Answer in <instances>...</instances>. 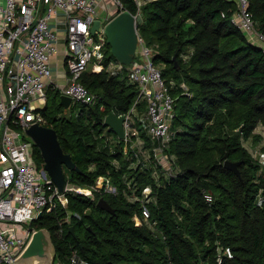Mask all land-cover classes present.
I'll list each match as a JSON object with an SVG mask.
<instances>
[{
    "label": "trees",
    "instance_id": "trees-1",
    "mask_svg": "<svg viewBox=\"0 0 264 264\" xmlns=\"http://www.w3.org/2000/svg\"><path fill=\"white\" fill-rule=\"evenodd\" d=\"M122 1L136 12L135 0ZM249 1L264 34V0ZM237 8L233 0H150L143 7L140 30L149 44H158L156 61L177 97L168 149L177 156L176 174L136 167L124 141L108 139L107 114L127 112L137 99L127 70L84 72L82 81L101 96L93 105L67 108L60 89L48 90L41 108L46 125L58 130L81 169L65 167L69 181L90 186L105 174L119 190L95 198L69 193L66 205L59 202L33 221L51 230L57 256L78 248L91 264H264V159L248 146L264 140V47L233 22ZM108 47L105 64L115 58ZM35 154L42 164L36 144ZM227 159L241 160L240 174ZM146 186L152 187L154 198L146 204L157 231L135 216L144 204L135 196ZM100 197L114 210L101 207ZM222 246L233 256L220 263Z\"/></svg>",
    "mask_w": 264,
    "mask_h": 264
},
{
    "label": "built area",
    "instance_id": "built-area-1",
    "mask_svg": "<svg viewBox=\"0 0 264 264\" xmlns=\"http://www.w3.org/2000/svg\"><path fill=\"white\" fill-rule=\"evenodd\" d=\"M150 0H135L138 46L129 69L130 80L138 87L137 99L124 116V135H110L111 142L124 141L128 157L136 167L164 171L167 177L178 171L177 156L169 152L174 136L172 119L177 97L156 61L158 44L151 45L140 30L143 7ZM249 0H239L231 15L233 22L264 47V34L257 30ZM127 8L122 0H0V264H12L26 248L38 227L33 224L40 213L52 211L59 202L68 203L69 193L95 198L97 192L117 193L118 185L110 175H100L90 185L68 182L60 193L51 175L35 154V142L27 133L33 123H47L41 108L48 101V85L53 75L52 58L59 51V41L65 39L67 82L62 94L71 96L72 103L96 104L101 96L82 81L85 71L100 72L109 67L113 73L125 64L109 60L106 25ZM226 15V12H223ZM97 19L99 28L93 33ZM181 85L187 89L185 82ZM101 108H105L102 104ZM110 126V125H109ZM111 127V126H110ZM142 130V132H141ZM152 144V145H150ZM131 186L130 180H125ZM152 187L146 186L136 195L143 204V221L157 231V221L151 219L147 201L153 200ZM209 201L211 193H206ZM101 198V197H100ZM99 198V199H100ZM98 199V201H99ZM76 216H81L78 212ZM71 221L68 215L66 222ZM64 227L60 228L63 232ZM162 233V231H160ZM232 257L230 246L218 253L221 263ZM53 264H91L78 248L66 257H56Z\"/></svg>",
    "mask_w": 264,
    "mask_h": 264
},
{
    "label": "water",
    "instance_id": "water-1",
    "mask_svg": "<svg viewBox=\"0 0 264 264\" xmlns=\"http://www.w3.org/2000/svg\"><path fill=\"white\" fill-rule=\"evenodd\" d=\"M233 1L239 4V0ZM100 24L101 20L97 19L92 28L93 33L96 32ZM106 33L112 53L123 63L131 64L138 46L136 18L132 10L126 9L114 16L106 25ZM61 103L65 107H69L72 104L71 96L61 94ZM123 120L124 116H119L111 111L107 114L105 123L115 129L120 136H123ZM27 133L40 148L45 161V169L57 184L60 193L64 194L69 182L65 167L71 170H81L80 166L73 159L72 154L64 149L55 127L35 122L28 127ZM240 164L241 160L227 159L225 161V165L234 169L238 174H240ZM98 204L107 210H114L104 197L99 199ZM41 215L42 213L39 216ZM70 229H74V225H71ZM56 256L57 247L51 230L48 227H40L34 231L28 245L12 264H53Z\"/></svg>",
    "mask_w": 264,
    "mask_h": 264
},
{
    "label": "crops",
    "instance_id": "crops-1",
    "mask_svg": "<svg viewBox=\"0 0 264 264\" xmlns=\"http://www.w3.org/2000/svg\"><path fill=\"white\" fill-rule=\"evenodd\" d=\"M65 45H66L65 39L61 38L60 41H59V51L52 58L53 75H52V79H51L52 83H50L48 85V90L50 88L59 89V88H61V86L65 85L66 82H67L68 68L66 66ZM110 49H111V45H110ZM111 52H112V50H111ZM110 59L114 61V64H116V62L123 63L116 56H115V58H110ZM123 64H125V63H123ZM126 65L128 66V64H125V68L123 70L118 71L117 74L122 73L125 70H127L128 74H129V69H128V67H126ZM106 69L107 70H111V69H109V67H107ZM129 78H130V76H129ZM261 128H262V125L260 124L258 126L257 130L259 131ZM111 129L113 130L112 131L113 135H117V137L120 136L119 133L115 129H113V128H111ZM262 159H264V158H262Z\"/></svg>",
    "mask_w": 264,
    "mask_h": 264
},
{
    "label": "rangeland",
    "instance_id": "rangeland-1",
    "mask_svg": "<svg viewBox=\"0 0 264 264\" xmlns=\"http://www.w3.org/2000/svg\"><path fill=\"white\" fill-rule=\"evenodd\" d=\"M257 43H259V42H257ZM90 69H91V67H90ZM105 119H106V117H105ZM141 132H142V130H141ZM150 145H152V144H150ZM248 146L250 147V149H252L254 151V155L256 157L264 158V152H262V148L264 146V141L263 140H261L259 143L255 144V145L248 144Z\"/></svg>",
    "mask_w": 264,
    "mask_h": 264
}]
</instances>
